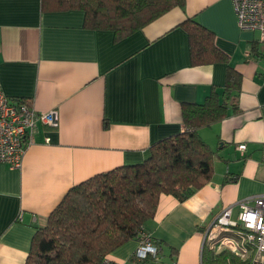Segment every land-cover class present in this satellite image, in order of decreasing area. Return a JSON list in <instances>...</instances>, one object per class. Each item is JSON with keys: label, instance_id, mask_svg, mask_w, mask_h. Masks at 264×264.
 <instances>
[{"label": "crops", "instance_id": "0c3cea01", "mask_svg": "<svg viewBox=\"0 0 264 264\" xmlns=\"http://www.w3.org/2000/svg\"><path fill=\"white\" fill-rule=\"evenodd\" d=\"M213 32L227 63L194 64L181 25ZM264 44L243 30L232 0H186L128 38L84 27L80 10L44 11L42 0H0V91L37 113L58 111V126L38 125L20 169L0 162V264H26L36 230L68 191L91 177L143 162L150 147L183 133L182 108L222 95L228 67L242 76L228 115L200 137L216 153L212 180L180 202L162 195L146 223L158 248L140 260L139 239L109 257L123 264H208L205 241L223 209L264 194ZM246 145V151L238 150ZM20 215L23 221L19 220ZM229 253V254H228ZM152 257V256H149Z\"/></svg>", "mask_w": 264, "mask_h": 264}, {"label": "trees", "instance_id": "16d2710c", "mask_svg": "<svg viewBox=\"0 0 264 264\" xmlns=\"http://www.w3.org/2000/svg\"><path fill=\"white\" fill-rule=\"evenodd\" d=\"M185 5L186 0H42L44 11H82L85 28L111 32L116 41ZM181 27L188 34L194 64H228L230 58L216 46L213 32L192 19ZM241 83L240 73L228 67L223 98L212 87L203 104L183 105V133L154 143L139 164L115 168L72 187L47 224L36 230L26 264H101L123 244L141 240L162 195L183 202L208 184L216 153L199 130L227 117V101ZM208 264L243 262L224 252L212 255Z\"/></svg>", "mask_w": 264, "mask_h": 264}, {"label": "built area", "instance_id": "2783aa9c", "mask_svg": "<svg viewBox=\"0 0 264 264\" xmlns=\"http://www.w3.org/2000/svg\"><path fill=\"white\" fill-rule=\"evenodd\" d=\"M243 30L258 31L264 44V0H232ZM264 119V105L260 109ZM58 111L37 113L25 99L13 100L0 91V162L12 169H20L28 147L34 142L38 125L58 126ZM238 150L246 151V145ZM264 160V147H263ZM240 212L233 218V205L223 209L205 241L208 248L219 254L224 250L238 257L243 264H264V194L238 202ZM22 222L23 217L20 215ZM158 248L153 245L151 235L143 232L137 257H156ZM101 264H123L106 257Z\"/></svg>", "mask_w": 264, "mask_h": 264}]
</instances>
